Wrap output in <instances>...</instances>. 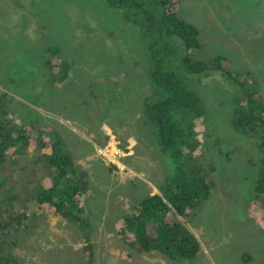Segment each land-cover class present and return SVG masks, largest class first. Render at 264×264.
<instances>
[{
    "label": "rangeland",
    "instance_id": "rangeland-1",
    "mask_svg": "<svg viewBox=\"0 0 264 264\" xmlns=\"http://www.w3.org/2000/svg\"><path fill=\"white\" fill-rule=\"evenodd\" d=\"M179 15L199 32L193 60L223 56L240 75L190 73L184 40L164 31L150 38L200 109L171 114L184 132L181 160L213 184L202 206L180 217L200 245L191 260L138 253L117 236L131 210L176 174L147 117L166 97L150 78L149 38L105 0H0V141L9 145L0 164V248L14 264H264V222L253 213L264 128L236 126L251 110L250 94L264 108V0H180ZM60 61L66 69L53 66ZM252 105V121L263 118ZM54 137L75 164L68 181L86 184L83 213L66 207L82 224L37 203L52 185Z\"/></svg>",
    "mask_w": 264,
    "mask_h": 264
},
{
    "label": "trees",
    "instance_id": "trees-1",
    "mask_svg": "<svg viewBox=\"0 0 264 264\" xmlns=\"http://www.w3.org/2000/svg\"><path fill=\"white\" fill-rule=\"evenodd\" d=\"M105 4L109 8L122 9L125 21L139 25L143 37L149 38L148 51L152 62L150 78L166 97L147 107V117L156 128L161 149L169 152L176 163V174L172 184L163 188L159 194L141 200L123 219L117 236L138 253L158 251L173 260H191L196 257L200 245L180 217L198 210L211 195L213 184L201 176V167H189L181 160L184 132L172 121L171 114L180 108L198 114L200 109L195 94L185 89L175 73L165 70L163 62L158 58L155 45L149 43L150 38H160L164 31L167 36L176 35L184 40L189 53L185 58V65L190 73L220 69L235 80H238L240 75L231 72L230 62L226 57L218 56L208 62L192 59L190 54L201 48L199 32L193 24L180 18V0H105ZM165 52L168 53L169 48H166ZM49 53L56 57L59 50L53 47L49 49ZM53 66L59 70L67 68L61 61L53 62ZM248 79L249 74L245 77L246 81ZM253 94L249 95L251 113L245 112L236 122L237 128L241 131L249 125L256 126L255 124L264 128V108L254 100L259 99L258 94ZM5 97L6 95L0 91V102L4 101ZM252 103L259 106L263 118L252 121L255 113ZM53 139L48 156L50 165L55 169L51 176L52 185L40 192L37 203L51 208L65 219L82 224V218L69 214L66 207L70 206L83 213L80 207L81 193L87 190L86 184L81 182V185H78L75 181H68V175L73 173L76 175L75 164L71 155L64 150L63 143L57 137ZM8 148L9 145L0 141V164L3 162L2 155ZM42 148L44 149V144ZM253 213L264 222V171L260 173L256 183ZM0 229H3L1 224ZM84 258L89 263L92 262L91 244L84 246ZM0 264H14L13 259L3 253L1 248Z\"/></svg>",
    "mask_w": 264,
    "mask_h": 264
}]
</instances>
